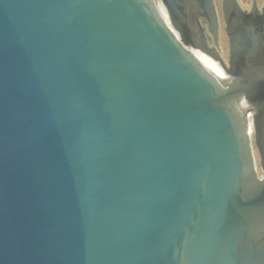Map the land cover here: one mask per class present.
I'll list each match as a JSON object with an SVG mask.
<instances>
[{
	"label": "water",
	"instance_id": "water-1",
	"mask_svg": "<svg viewBox=\"0 0 264 264\" xmlns=\"http://www.w3.org/2000/svg\"><path fill=\"white\" fill-rule=\"evenodd\" d=\"M203 11L0 0V264H264V18Z\"/></svg>",
	"mask_w": 264,
	"mask_h": 264
},
{
	"label": "flooded vegetation",
	"instance_id": "flooded-vegetation-1",
	"mask_svg": "<svg viewBox=\"0 0 264 264\" xmlns=\"http://www.w3.org/2000/svg\"><path fill=\"white\" fill-rule=\"evenodd\" d=\"M223 1L213 0V4L216 11V23L211 24L210 18L207 16L206 12L199 17V22L201 25L202 36L192 37L193 40L200 51L209 55L214 60H216L223 68L221 62L229 66V60L231 57L230 52V39L226 30L225 14L223 11ZM243 13L251 16L252 19L258 20L264 18V0H237ZM222 33L225 35L228 42V47L221 48L220 40L222 38ZM255 159L258 168L259 175L261 176L262 170L260 166V159L257 148L254 146Z\"/></svg>",
	"mask_w": 264,
	"mask_h": 264
},
{
	"label": "rangeland",
	"instance_id": "rangeland-1",
	"mask_svg": "<svg viewBox=\"0 0 264 264\" xmlns=\"http://www.w3.org/2000/svg\"><path fill=\"white\" fill-rule=\"evenodd\" d=\"M215 1H219V0H215ZM227 45H228V42H227V40H226V37H225V35L222 33V38H221V40H220V47L225 49L226 47H228Z\"/></svg>",
	"mask_w": 264,
	"mask_h": 264
}]
</instances>
